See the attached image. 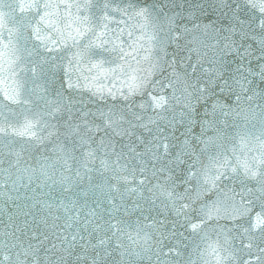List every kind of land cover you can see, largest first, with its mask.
I'll use <instances>...</instances> for the list:
<instances>
[{
  "label": "water",
  "instance_id": "obj_1",
  "mask_svg": "<svg viewBox=\"0 0 264 264\" xmlns=\"http://www.w3.org/2000/svg\"><path fill=\"white\" fill-rule=\"evenodd\" d=\"M51 2L59 4L53 16L74 5L67 18L79 39L46 52L29 0H0V264H264V227H252L264 200L244 175L245 167L264 171V83L256 76L264 13L256 0ZM142 7L151 15L138 16ZM173 15L177 25L212 28L181 36L168 25ZM97 38L106 43L89 54L124 74L68 67ZM233 42L248 54L228 55ZM221 57L230 69L233 61L252 69L251 84L223 92L209 84L201 93L202 69ZM221 164L239 175L229 171L231 179L198 197L195 181L185 185L191 166L211 174ZM180 195L192 196L188 219L200 231L177 215Z\"/></svg>",
  "mask_w": 264,
  "mask_h": 264
},
{
  "label": "snow or ice",
  "instance_id": "obj_2",
  "mask_svg": "<svg viewBox=\"0 0 264 264\" xmlns=\"http://www.w3.org/2000/svg\"><path fill=\"white\" fill-rule=\"evenodd\" d=\"M227 0H225V3ZM256 2L260 6V11L264 13V0H256ZM74 5L65 3L64 4V13L58 16H53L52 10L58 9L59 4H54L51 0H29V8L34 10L38 15L37 23L33 26V34L36 41H39L41 48H43L46 52L57 51V47L64 48L68 46V41L71 40L73 46L76 45V41L79 39V33L75 32V29L70 27L69 19L67 18V13L69 9H71ZM79 11V7L77 6V12ZM138 16L148 17L151 15L150 8L142 7L137 10ZM189 20L194 19V17L189 16ZM243 23V21H240ZM168 25L171 29L179 28L177 32L179 35H184L185 33L195 31L196 29L203 28V32L207 35L209 34V29L212 28V24H204L201 26L200 23H193L192 28H189V25H177L176 24V15H173L168 20ZM43 26V27H41ZM78 27V25H77ZM259 27L264 28V15H262L259 21ZM215 31V30H213ZM227 31L235 33L236 29L233 26ZM55 34V38L54 35ZM0 41H2V36H0ZM105 41L97 40L89 42L86 48H77V51L72 54V58L69 60L68 67H72L73 62L79 66L80 63L87 64V71L94 72L97 76H102L105 73L115 74L118 70L124 74V69L122 66L113 65L110 60H105L103 57L94 58L89 54L88 49L97 48L102 49ZM209 47H217L216 45L209 44ZM225 49H231L228 51V55L235 54L237 59H241L243 56H246L247 51L241 52L240 48L235 46V43L225 44ZM9 54L11 56V60L9 61V68L11 69V64L15 60L16 49L14 46L9 43ZM0 52H3V44L0 43ZM199 62V61H198ZM211 67L202 69L203 74L207 76V80L201 85H199V91L201 93H206L208 91L207 85H212L215 88H218L221 92H223L226 88H231L232 84H239L242 89H245L248 85L251 84V80L248 79V76L252 75V69L247 68L243 62L240 64H235L233 61L234 67L231 69L228 66V61L223 57L220 59H211L210 61ZM195 70V69H194ZM3 64L0 63V82L3 81ZM10 75H14V70L10 72ZM256 76L264 83V65L260 66V70L256 73ZM128 80H134L135 77L133 75V70L131 68L127 71ZM133 87L129 85L128 95L123 96L124 99H128V96L132 95ZM115 98V97H113ZM251 99V97H249ZM160 100H163L164 97H160ZM142 106V105H141ZM217 105L214 103L213 108H216ZM211 140V138L209 139ZM189 142L187 140L183 141V145H187ZM204 143H207L205 141ZM175 147V145H174ZM183 154V148L178 147L176 156L179 159ZM262 162H264V157H262ZM226 163V161L224 162ZM195 166H191L184 176L185 185H190L193 181H195L197 188L195 189L197 193V197L203 193L211 191L216 188L218 184H222L224 179H231L228 173L229 171L233 174V176L239 175V171L236 168H225L224 164L216 169L214 172L209 174V172L203 168H196L193 171ZM244 175L249 179H256L258 187L256 189L259 194V198L264 200V171L254 168L245 167ZM186 193H192V188H186ZM179 195V194H178ZM180 199L182 203L176 208V213L178 216H184L187 220V227H191L193 231L201 230V225L188 219V210L190 209V201L192 200L191 195H180ZM249 204L253 203V201H248ZM204 210H202L203 212ZM208 215L205 213L201 217L202 220H207ZM252 227L253 229H258L259 227H264V210L255 213L252 216Z\"/></svg>",
  "mask_w": 264,
  "mask_h": 264
}]
</instances>
